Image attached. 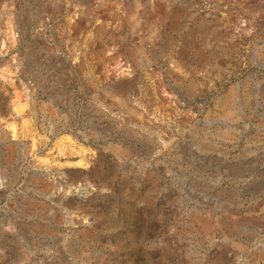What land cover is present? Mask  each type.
Listing matches in <instances>:
<instances>
[{
	"label": "rangeland",
	"instance_id": "obj_1",
	"mask_svg": "<svg viewBox=\"0 0 264 264\" xmlns=\"http://www.w3.org/2000/svg\"><path fill=\"white\" fill-rule=\"evenodd\" d=\"M0 264H264V0H0Z\"/></svg>",
	"mask_w": 264,
	"mask_h": 264
}]
</instances>
